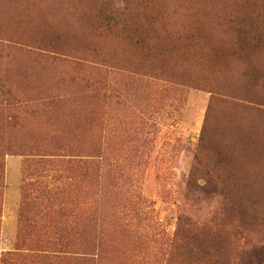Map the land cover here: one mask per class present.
<instances>
[{
	"label": "trees",
	"instance_id": "trees-1",
	"mask_svg": "<svg viewBox=\"0 0 264 264\" xmlns=\"http://www.w3.org/2000/svg\"><path fill=\"white\" fill-rule=\"evenodd\" d=\"M0 20L6 25L44 33L48 38L45 50L66 56L77 69L95 57L113 62V67L185 85L193 83L213 95L220 94L218 88L223 87L227 74L236 73L234 84L231 82L234 86L229 85L231 91L244 94L237 97L243 103L264 107V96L253 95L264 89V0H0ZM102 35L124 42L125 59H114L110 47L96 52L89 48V37ZM53 59L65 61L59 56ZM4 78L0 75V94L13 95V88L4 84ZM76 79L73 76L72 83ZM81 79L84 83L74 91L69 90V83L66 89L58 90V94L51 92L47 98L49 103L54 101L53 120L59 126L48 142L36 143L32 132L22 133L25 122L39 113L36 98L19 97L14 110H19L21 116L13 110L7 114L5 132L9 141L4 140L1 153L2 159L7 154L25 159L21 210L39 199L44 205L60 204L64 191L69 193L76 184L90 178L87 161L82 159L86 154L100 153L99 143L87 142V136L74 129L72 121L79 116L81 107L75 104L78 98L87 102L89 96H98L102 88L108 91L111 84L104 78ZM20 81L21 86H31L29 78ZM104 94L106 91L101 95ZM38 100L39 105L42 101ZM55 103L70 106H59L61 109L57 110ZM218 104L217 98L212 97L195 148L194 170L205 182L199 183L198 177L189 181L192 194L217 200V226L201 218L185 219L188 228L183 224L184 240L179 248L182 264H248L251 251L261 254L257 247L263 241L252 242L244 226L253 221L264 236V213L255 208L264 192L250 193L255 180H264V121L238 117L232 112L218 113ZM259 110L264 112L260 107ZM257 165L260 169L254 168ZM71 167L77 172H70ZM65 202L82 204L80 197L73 195ZM226 226L231 233L223 231ZM71 236L66 228L48 229L44 243L38 244L40 252L32 256L40 264H88L85 246ZM239 242L243 244L240 249ZM22 247L23 244L17 249ZM246 254L250 256L247 261ZM6 256L15 262L17 252ZM258 264H264V260Z\"/></svg>",
	"mask_w": 264,
	"mask_h": 264
},
{
	"label": "rangeland",
	"instance_id": "rangeland-1",
	"mask_svg": "<svg viewBox=\"0 0 264 264\" xmlns=\"http://www.w3.org/2000/svg\"><path fill=\"white\" fill-rule=\"evenodd\" d=\"M47 40L44 33L6 25L0 20V75L5 77L4 84L13 88V95L0 94V121H3L0 125V137L3 139L0 138V220L6 157L21 158V196L14 250L17 256L14 262L6 257L7 251H0L3 254L0 255V264H40V260L32 255L40 252L38 244L44 243V234L50 228H66L72 232L71 238L85 246V257L90 259L88 264H182L179 256L182 250L179 248L184 240L183 224L188 228L185 219L194 221L201 218L212 226H217L218 221L215 217L219 206L217 200L192 194L189 188L192 177H198L201 184L205 182L194 170L195 148L212 97L219 103L216 112H232L242 118L264 121V112L259 110V107H264L257 103H243L237 97L244 94L231 91L236 73L227 74L223 87L218 88L220 94L215 96L193 83L185 85L113 67V62H102L95 57L77 69L66 56L45 50ZM88 41L92 43H87L89 48L95 52L110 47L114 59H125L124 42L115 37L92 36ZM81 52L84 51L81 49ZM53 56L65 61L54 60ZM73 76H77L75 83H72L75 81ZM84 76L90 80L109 79L111 84L108 91L102 88L98 96H89L87 102L78 98L75 104L81 107L77 113L79 116L72 121L74 129L83 132L87 142L99 143L100 153L86 154L88 156L82 159L87 161L90 178L85 183L76 184L69 193L64 191L60 204L44 205L39 199L21 210L25 159L22 155L11 154L2 159L1 153L5 141H9L8 132H5L7 114L12 110L20 114L19 110H14L19 97L36 98L39 113L25 122L22 133L32 132L36 143L48 142L59 126L53 120L54 101L49 103L47 98L51 92L58 94V90L66 89L69 83H72L69 90L74 91L84 83L81 79ZM27 78L31 86H21L20 80L27 81ZM44 79L46 82L42 81ZM241 86L244 87L243 84ZM104 91L106 94L101 95ZM253 95L263 97L264 89H258ZM40 98L42 102L38 105ZM11 102L15 104L11 105ZM59 106L55 103L57 110L70 106V103ZM19 136H22L21 131ZM254 168L260 169L259 165ZM73 171L71 167L70 172ZM252 190L250 193L253 194L264 192V180H255ZM33 195L36 196L35 193ZM72 195L80 197L82 204L68 205L65 200ZM255 208L264 213V195ZM244 228L252 242L263 241L264 244V236L253 221L246 223ZM223 231L231 233L228 226ZM2 233L0 226V237ZM21 244L23 249H17ZM261 245L257 247L261 254L251 251L252 259L246 254V261L250 258L248 264L264 260ZM242 246L239 242L238 248ZM231 247L232 238L229 237L227 249Z\"/></svg>",
	"mask_w": 264,
	"mask_h": 264
},
{
	"label": "crops",
	"instance_id": "crops-1",
	"mask_svg": "<svg viewBox=\"0 0 264 264\" xmlns=\"http://www.w3.org/2000/svg\"><path fill=\"white\" fill-rule=\"evenodd\" d=\"M20 175L21 158L8 155L6 157L5 191L3 195L2 215L0 220L1 231L3 228V233L0 237L1 252L15 250L16 230L18 227L17 209L19 207L21 196L19 190Z\"/></svg>",
	"mask_w": 264,
	"mask_h": 264
}]
</instances>
